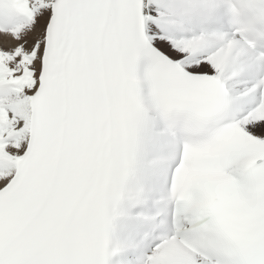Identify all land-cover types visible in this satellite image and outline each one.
I'll list each match as a JSON object with an SVG mask.
<instances>
[{"label": "snow or ice", "instance_id": "obj_1", "mask_svg": "<svg viewBox=\"0 0 264 264\" xmlns=\"http://www.w3.org/2000/svg\"><path fill=\"white\" fill-rule=\"evenodd\" d=\"M264 264V0H0V264Z\"/></svg>", "mask_w": 264, "mask_h": 264}]
</instances>
